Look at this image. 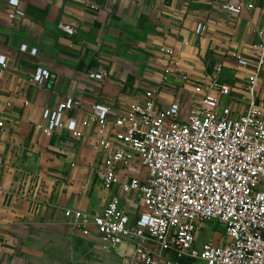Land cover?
I'll list each match as a JSON object with an SVG mask.
<instances>
[{
	"label": "crops",
	"instance_id": "obj_1",
	"mask_svg": "<svg viewBox=\"0 0 264 264\" xmlns=\"http://www.w3.org/2000/svg\"><path fill=\"white\" fill-rule=\"evenodd\" d=\"M238 1L20 0L26 17L10 20L8 0H0V53L8 59L0 78V122L7 127L0 132V186L9 194L0 203V264L54 258L63 238L84 237L63 209L100 213L114 193L102 184L104 155L91 147L97 125L82 127L81 137H49L37 128L43 110L81 98L84 110L69 113L80 121L93 103L126 110L150 88L165 106L185 89L193 96L218 64L222 80L243 90L250 71L238 67L237 57L255 62L264 0H246L254 8L240 15L222 8ZM199 23L208 26L205 36L196 33ZM22 44L38 48V55L21 52ZM39 64L52 71L42 87L31 82ZM89 72L105 78L90 80ZM258 96L264 102V70Z\"/></svg>",
	"mask_w": 264,
	"mask_h": 264
},
{
	"label": "built area",
	"instance_id": "obj_2",
	"mask_svg": "<svg viewBox=\"0 0 264 264\" xmlns=\"http://www.w3.org/2000/svg\"><path fill=\"white\" fill-rule=\"evenodd\" d=\"M222 8L240 15L254 4L240 0ZM7 16L26 17L20 0H8ZM207 31L206 23L198 24L199 36ZM255 50V62L237 57L238 67L250 71L241 91L222 80L218 64L193 96L185 89L165 106L158 90L150 88L126 110L93 103L80 121L69 113L84 110L81 98L44 109L37 128L49 137L77 138L82 127L97 125L91 147L104 155L102 184L114 192L100 213L64 208L67 222L83 234L94 229L106 252L130 264H264V102L258 96L264 32ZM20 51L38 55V48L26 44ZM7 69V56L0 53V78ZM87 78L103 80L105 74L89 72ZM51 79V69L39 64L31 82L42 87ZM6 129L1 121L0 132ZM8 195L0 186V203ZM209 223L219 224L224 233L197 246L199 230Z\"/></svg>",
	"mask_w": 264,
	"mask_h": 264
},
{
	"label": "rangeland",
	"instance_id": "obj_3",
	"mask_svg": "<svg viewBox=\"0 0 264 264\" xmlns=\"http://www.w3.org/2000/svg\"><path fill=\"white\" fill-rule=\"evenodd\" d=\"M73 229H75L73 227ZM77 230V229H75ZM224 233L223 227L217 223H209L203 226L197 234V246H200L208 239H220ZM62 239L59 249H53L54 258L46 260L42 264H130L125 258L115 253H108L104 250L95 230L88 234ZM60 254V257L57 254ZM183 264H207L201 260L183 262Z\"/></svg>",
	"mask_w": 264,
	"mask_h": 264
}]
</instances>
